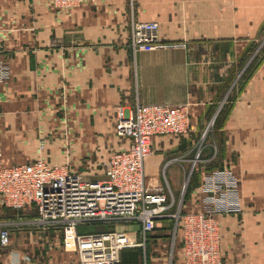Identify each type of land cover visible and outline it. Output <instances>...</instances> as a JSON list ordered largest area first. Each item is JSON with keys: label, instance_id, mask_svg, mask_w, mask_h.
I'll return each instance as SVG.
<instances>
[{"label": "crops", "instance_id": "obj_1", "mask_svg": "<svg viewBox=\"0 0 264 264\" xmlns=\"http://www.w3.org/2000/svg\"><path fill=\"white\" fill-rule=\"evenodd\" d=\"M135 23H156L165 46L133 53ZM227 23L237 25L232 34H209L210 24ZM262 25L264 0H95L64 11L51 0H0V165L41 158L71 169L90 152L105 161L129 144L115 134L117 111L129 114L137 102L188 104L189 134L152 138L155 153L179 159L146 180L177 192L194 158L192 136L221 109L217 155L205 146L181 212L214 211L222 264H264ZM244 61L248 73L228 99ZM67 142L72 163L65 162ZM217 171L230 174L234 190L220 187L219 179L215 193L205 185ZM117 223L116 231L141 239V223ZM2 227L10 241L0 247V264H79L77 253L64 248L61 224L40 222L30 208L0 206ZM142 243L123 249L121 263L184 264L175 218L157 220Z\"/></svg>", "mask_w": 264, "mask_h": 264}, {"label": "built area", "instance_id": "obj_2", "mask_svg": "<svg viewBox=\"0 0 264 264\" xmlns=\"http://www.w3.org/2000/svg\"><path fill=\"white\" fill-rule=\"evenodd\" d=\"M94 1L51 0V4L64 11ZM163 46L156 23L133 25L129 43L133 53H149ZM116 116L115 134L127 137L129 144L103 161V179L85 180L68 164H52L41 158L18 165H0V206L17 212L30 208L40 222L60 223L64 248L77 253L79 264H121V251L142 246L147 234L155 229V222L166 217L176 219L184 264H222L214 211L182 213L181 203L171 213L175 200L170 188L146 184L147 178L161 176L170 162L179 159L164 160L152 148V138L187 134L190 106L137 102L131 113L117 111ZM217 152V146L212 145V158ZM199 155L200 151L192 159L193 164L199 161ZM230 178L228 172L217 171L206 178L205 185L215 193L219 179L220 187L234 190ZM110 219L141 223V239L116 230L78 232L80 224ZM9 241V230L0 228V246L5 247Z\"/></svg>", "mask_w": 264, "mask_h": 264}, {"label": "rangeland", "instance_id": "obj_3", "mask_svg": "<svg viewBox=\"0 0 264 264\" xmlns=\"http://www.w3.org/2000/svg\"><path fill=\"white\" fill-rule=\"evenodd\" d=\"M224 3L228 2V0H223ZM234 26L237 25H233L232 23H227V24H210L209 25V34L212 35L215 34L219 29L220 31H223V33H227L229 32L230 34H232L233 28ZM239 26V25H238ZM241 27L244 29L246 27H248V25H241ZM261 32L264 33V25H262L261 27ZM243 70L241 71V73L237 75L236 79H233V77L230 80V87H229V94H228V99H230V97L233 95L234 90L236 89V86L239 85L240 83V79H242L245 71L247 70V62L245 64V61L242 63ZM235 77V76H234ZM221 114V109H220V113L217 115L216 118H212L209 123L206 125V128L203 132L197 134V136H192V150L190 151L189 155L190 156H195L199 151H200V155L202 154L205 146L207 145H215L217 146V141L215 138V128L218 124L219 121V115ZM205 132V133H204ZM189 134V132L187 133ZM186 135V134H185ZM212 138V140L210 139ZM181 140V139H180ZM68 143V142H67ZM64 154L67 157L65 162L67 163L68 161H70V163H72L73 161L71 160V153H72V147L71 145L68 143V145L64 146ZM218 147V146H217ZM88 153V152H87ZM102 155H100L98 157V155L95 152H90V154L88 155H84L81 158H77L75 161V164H71V169L73 171L78 172L83 179L85 180H90V181H95V180H101L103 179V160H101L102 158H104ZM101 157V159H100ZM171 157H167V159L172 158ZM170 159L171 160H174ZM176 161V160H174ZM174 161L170 162L173 163ZM169 165V164H168ZM167 165V166H168ZM166 166V167H167ZM195 166V164H191L190 167H188V169L186 170L179 189L177 190V192H175L174 190H172L171 188V192L174 196V200H175V204H176V208H179V204L182 203L183 201V197H181V190H189L190 186H195L196 182L198 181L199 178V171L197 173V167H193ZM194 168V170H193ZM166 170V169H165ZM162 182H164L162 180ZM163 186L167 187V184H162ZM185 188V189H184ZM180 194V196H179ZM185 195V194H184ZM183 195V196H184ZM179 197V199H178ZM179 200V203L177 204ZM178 210V209H177ZM176 212V211H175ZM120 219H110L107 221H93L91 223H83L79 225V229L78 232L80 233H90V232H100V231H112V230H120V224L121 223H117ZM1 247V246H0Z\"/></svg>", "mask_w": 264, "mask_h": 264}, {"label": "trees", "instance_id": "obj_4", "mask_svg": "<svg viewBox=\"0 0 264 264\" xmlns=\"http://www.w3.org/2000/svg\"><path fill=\"white\" fill-rule=\"evenodd\" d=\"M247 73H248V68H247V70L245 71L244 75H246ZM186 192H187V191L185 190V193H184L185 195L183 196V199H185V197H186ZM78 229H79V228H78ZM121 264H122V263H121Z\"/></svg>", "mask_w": 264, "mask_h": 264}]
</instances>
